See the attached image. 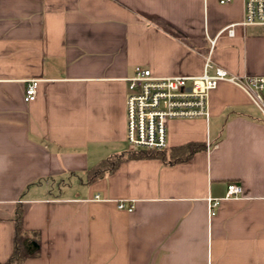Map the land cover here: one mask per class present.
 I'll return each mask as SVG.
<instances>
[{
  "label": "crops",
  "instance_id": "1",
  "mask_svg": "<svg viewBox=\"0 0 264 264\" xmlns=\"http://www.w3.org/2000/svg\"><path fill=\"white\" fill-rule=\"evenodd\" d=\"M243 15L244 0H0V264L18 209L40 249L14 264H264V117L241 88L221 80L208 119H171L166 159L126 158L135 66L199 75L217 37L218 66L264 74V25L221 32Z\"/></svg>",
  "mask_w": 264,
  "mask_h": 264
},
{
  "label": "built area",
  "instance_id": "2",
  "mask_svg": "<svg viewBox=\"0 0 264 264\" xmlns=\"http://www.w3.org/2000/svg\"><path fill=\"white\" fill-rule=\"evenodd\" d=\"M227 3L230 0H219ZM237 25H264V0H244L243 19L226 25L221 32L235 34ZM204 70L199 75H155L142 65L135 66L128 77L126 138L134 150H163L168 145V124L171 119H208L209 93L221 80L234 83L246 92L264 117V74H233L218 66L212 59L217 37H209ZM38 79H29L24 99L33 101L37 95ZM242 185L229 183L225 198H239ZM99 198V195L96 196ZM219 199H208L210 217L216 213ZM129 211L133 203H118Z\"/></svg>",
  "mask_w": 264,
  "mask_h": 264
},
{
  "label": "trees",
  "instance_id": "3",
  "mask_svg": "<svg viewBox=\"0 0 264 264\" xmlns=\"http://www.w3.org/2000/svg\"><path fill=\"white\" fill-rule=\"evenodd\" d=\"M201 144L197 145H188L184 147V150L188 152L184 157H189L192 155L197 149L201 148ZM124 154L120 155L118 158H110L105 161H102L95 167L89 170L90 181H94L98 179L100 176L104 175L107 171H113L119 163L124 159ZM136 157V158H150V157H158L162 159H166L165 149L163 150H131L127 153L126 158ZM183 157V158H184ZM179 159H175L177 161ZM14 250L8 261L4 264H14L19 263L30 256H35L38 254L40 249V240L38 238L37 233H31L24 229L23 226V214L22 210L18 209L16 214V231L14 238Z\"/></svg>",
  "mask_w": 264,
  "mask_h": 264
}]
</instances>
